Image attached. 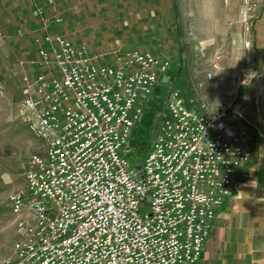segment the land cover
I'll return each mask as SVG.
<instances>
[{
	"label": "built area",
	"instance_id": "1",
	"mask_svg": "<svg viewBox=\"0 0 264 264\" xmlns=\"http://www.w3.org/2000/svg\"><path fill=\"white\" fill-rule=\"evenodd\" d=\"M240 5L247 29L258 2ZM35 12L39 33L17 78L16 113L41 148L8 197L16 236L0 264H196L250 159L233 99L187 106L170 88L132 168L127 145L169 59L124 49L99 63L85 45L51 32L60 17Z\"/></svg>",
	"mask_w": 264,
	"mask_h": 264
},
{
	"label": "crops",
	"instance_id": "2",
	"mask_svg": "<svg viewBox=\"0 0 264 264\" xmlns=\"http://www.w3.org/2000/svg\"><path fill=\"white\" fill-rule=\"evenodd\" d=\"M37 7L48 18L62 19L60 24H52L51 32L60 34L74 45H85L99 63H109L112 53L124 49L146 50L172 60L184 56L178 28L183 21L187 23L188 20H183L184 9L178 0H0V62H3L0 64L1 92L14 88L18 75L29 67L27 62L34 59L35 48L30 39L39 33L35 12ZM190 8V23L196 26L191 38L195 43V52H200L197 43L207 44L214 40L224 42L229 39L226 34H216L218 39H214L207 33L209 28L205 32L200 30V25H210L212 20L199 19L198 13L194 11L198 8L195 5ZM213 22L223 25L228 21L219 19ZM223 29L221 27L220 31ZM19 34L23 35V39L17 38ZM235 54L238 56L239 52ZM214 82L209 84L207 98L203 95L206 89L202 94L198 89L194 92L191 88L186 105H194L203 98L213 107L214 101L222 97L219 93L222 88L230 87L226 82L223 84L216 79ZM1 96L0 93V116L3 114L1 106L5 104ZM3 148L5 146L0 142L2 201L8 200L11 194L21 188L19 185H23V161L20 162L19 170L22 182H19L18 174L14 172L16 169L10 167L12 158ZM2 166H8L10 170L1 171ZM251 168H244L238 175L231 195L216 210L196 264H264V191L255 187L261 184L258 181L260 177L258 173L255 174L258 170ZM7 214L9 216V212ZM10 225L14 237V228Z\"/></svg>",
	"mask_w": 264,
	"mask_h": 264
},
{
	"label": "rangeland",
	"instance_id": "3",
	"mask_svg": "<svg viewBox=\"0 0 264 264\" xmlns=\"http://www.w3.org/2000/svg\"><path fill=\"white\" fill-rule=\"evenodd\" d=\"M178 1L184 9L183 20L186 18L188 20L187 23L183 21L178 28L182 42L181 47L185 51L184 56H178L174 58L175 60L169 58L168 71L163 74L151 96L145 100L146 109L135 125L126 148L127 160L134 168L135 160L137 162L141 159L151 140L157 120L156 115L162 107L163 96L170 88L178 91L187 102L189 90L197 88V84H201L198 90L202 94L206 89L203 95L207 98L209 84L215 83L216 79L223 84L225 82L230 84V87L228 89L226 86L222 88L221 92L218 91L222 97L218 101H214L213 108L219 102L233 99L231 106L236 124L246 128V149L250 153V159L245 168L251 166L253 167L251 169L258 170V172L255 171V174L258 173V177H260L258 181L261 184H256L255 187L262 188L264 191V0H257L258 9L247 29H244L239 21L240 0L224 2L223 0ZM194 5L198 8H195L194 11L198 13L196 15L199 19L212 20L209 22L210 25H200V30L205 32L209 28L207 33L214 39H218L216 34H226L229 39L224 42L214 40L207 44L197 43L200 52H195V43L191 38L194 36L193 32H195L196 26L191 25L189 18L192 13L190 6ZM224 5L226 8H222ZM219 19L228 22L223 25L213 22ZM221 27H224L222 31H220ZM201 52L202 55H200ZM236 52H239L238 56L235 54ZM211 65H215L217 69H212ZM206 74H210V80L205 78ZM17 86L16 80L14 88L9 89L8 92L4 93L0 90L1 101L5 103L4 106H1L3 114L0 116V142L5 146L3 151L12 158L10 167L16 169L14 172L18 174L19 182H22L19 173L20 162L23 161L24 164L29 154L40 151L41 143L28 133L17 118L16 106L19 98L18 90L15 88ZM208 92L212 93V91ZM7 168L9 167L7 166ZM7 168L2 166L1 171ZM1 194L4 193L0 192ZM1 201L2 199H0ZM7 212V200H3L0 203V259L9 254L11 241L16 236L14 233V237H12L13 229L9 227Z\"/></svg>",
	"mask_w": 264,
	"mask_h": 264
},
{
	"label": "bare ground",
	"instance_id": "4",
	"mask_svg": "<svg viewBox=\"0 0 264 264\" xmlns=\"http://www.w3.org/2000/svg\"><path fill=\"white\" fill-rule=\"evenodd\" d=\"M174 90V89H173Z\"/></svg>",
	"mask_w": 264,
	"mask_h": 264
}]
</instances>
